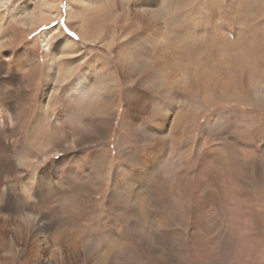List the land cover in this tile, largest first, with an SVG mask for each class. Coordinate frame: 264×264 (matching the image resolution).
Returning a JSON list of instances; mask_svg holds the SVG:
<instances>
[{"label":"bare ground","instance_id":"obj_1","mask_svg":"<svg viewBox=\"0 0 264 264\" xmlns=\"http://www.w3.org/2000/svg\"><path fill=\"white\" fill-rule=\"evenodd\" d=\"M63 3L0 0V264H224L264 175V0H65L69 34Z\"/></svg>","mask_w":264,"mask_h":264},{"label":"rangeland","instance_id":"obj_2","mask_svg":"<svg viewBox=\"0 0 264 264\" xmlns=\"http://www.w3.org/2000/svg\"><path fill=\"white\" fill-rule=\"evenodd\" d=\"M65 10H66V4H65V0H64L63 6H61V14L59 17V23L61 24L62 30L69 34V31L66 27ZM39 31L36 33V35L33 38H35L39 34ZM39 49H41L40 46H39ZM258 150H262V149L259 148ZM259 155H261V153H259V151H258L257 156L259 157ZM240 178L242 181V175ZM257 179H258V181H257ZM257 179H256L257 182L255 184V193H254L255 198L253 200L254 203L253 204L251 203L248 207V205L245 202H240V204L238 206V214L239 215H238V218L236 219V222L234 223L233 230L225 229V231H223L224 233L222 232V235L224 234L223 236H225V237L222 236L223 241L221 240V243L218 247H220L219 248L220 252H221L220 255L224 260V264H227L229 262H230V264H233L234 262H235L234 264H241V263L242 264H244V263L245 264H264V222L261 221V220H264V212H263L264 211V175L261 173H258ZM240 193L243 194L244 192H240ZM94 202H96L97 206L98 205L100 206V204L102 203L101 199L98 201L96 199ZM240 214H241V216H240ZM256 220H258L257 222H259V223H256ZM245 221H247L248 223ZM258 227H259V229H258ZM223 242L225 244H223ZM232 245H234V246H232ZM222 246H224V247H222ZM227 250H228V252H227ZM229 252H230V254H229ZM226 253H227V255H226ZM237 253L239 254V256H237L238 255ZM228 257H230V258H228ZM234 257H235L236 261L234 260ZM228 260H232L233 263L231 261H228Z\"/></svg>","mask_w":264,"mask_h":264}]
</instances>
